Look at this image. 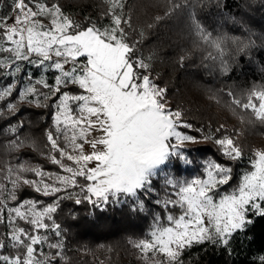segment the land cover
I'll use <instances>...</instances> for the list:
<instances>
[{
	"label": "snow or ice",
	"instance_id": "6c2138e0",
	"mask_svg": "<svg viewBox=\"0 0 264 264\" xmlns=\"http://www.w3.org/2000/svg\"><path fill=\"white\" fill-rule=\"evenodd\" d=\"M107 2L108 26L81 27L58 3L0 0V8H10L0 15V40L9 45H0V79L11 78L0 86V102H5L0 119L18 113L19 104L7 100L14 93L29 106L51 108L47 155L66 173H45L27 161L6 169L0 180V225L5 228L0 231V264H57L65 233L54 214L65 199L99 208L128 203L130 211L139 213L148 205L159 206L164 215L154 216L151 239L136 247L143 254H162L160 264H183V251L205 242L229 250L234 233L251 226L255 217L264 218V150L254 154L251 169L228 193L218 190L229 184L233 170L215 160L203 162L206 178L181 179L172 171L192 163L185 144L199 141L180 130L191 124L183 121L180 110L168 106L167 89L155 83L147 74L149 65L135 55L136 42H129L126 30L131 17L123 13V0ZM210 5L222 8L223 0H180L171 4L170 12L187 11L198 43L212 49L208 57L219 60L226 73L231 65L225 57L248 55L257 47L255 33L242 19L229 16L247 36L214 35L200 18ZM43 17H50V24L45 25ZM229 95L264 123V85L248 90L243 99ZM24 124L19 120L8 125L10 152L28 146L39 150L29 136L21 135ZM93 132L101 134L88 139ZM84 142L92 149L88 153ZM215 143L230 161L244 155L231 137ZM64 159L74 163L65 165ZM29 173L40 179L27 178ZM25 186L54 197L53 203L20 200Z\"/></svg>",
	"mask_w": 264,
	"mask_h": 264
},
{
	"label": "trees",
	"instance_id": "16d2710c",
	"mask_svg": "<svg viewBox=\"0 0 264 264\" xmlns=\"http://www.w3.org/2000/svg\"><path fill=\"white\" fill-rule=\"evenodd\" d=\"M7 2L10 4L11 0ZM47 2L58 3L63 13L81 27L90 23L97 26L110 24L107 0ZM123 2V13L131 17V27L126 30L129 42H136L135 55L149 65L146 71L155 83L167 89L168 106L180 110L183 121L191 124L190 128L182 127L181 130L199 141L185 145L192 163L182 165L178 172L174 168L172 171L181 179L205 176L203 162L215 160L233 170L232 180L221 186L219 193L234 189L242 174L251 169L254 154L259 149L264 150V123H260L250 109L235 105L229 95L232 93L243 99L248 90L264 85V0H223L222 8L210 5L200 13L202 23L214 35L226 32L231 36H247L239 24L228 19L229 16L242 19L255 33L252 38L257 47L248 55L241 54L234 59L225 57L231 65V70L226 73L221 71L219 60L208 57L212 49L198 43L187 11L181 8L170 12L171 4L180 0ZM6 12H10V8H0V15ZM33 72L34 75L37 73L35 69ZM10 79H0V86L8 84ZM7 100L19 104V111L14 116L0 119V180L4 179L8 167L24 161L42 170L60 169L47 155L46 131L53 126L51 108L29 106L19 101L15 93ZM4 103L0 102V105ZM19 120L25 122L21 135L29 136L30 143L35 141L39 150L32 146L18 152L8 150V141L13 136L6 129ZM205 136L211 138L204 139ZM224 137L233 138L241 147L244 155L240 160L230 161L223 156L215 140ZM79 183L84 184V179L80 178ZM75 191L79 192V188ZM19 199H35L47 205L55 198L25 186L19 192ZM176 212L178 214L179 210ZM158 213L164 215L159 206L152 205L139 213L130 211L128 203L99 208L87 202L76 205L73 199L62 200L54 214L65 233L57 264H160L152 252L143 254L136 247L141 240L151 238L154 216ZM162 223L167 222L162 219ZM0 231H5L3 225H0ZM228 249L205 242L185 249L181 259L183 264H264L260 259L264 257V218L255 217L251 226L234 233Z\"/></svg>",
	"mask_w": 264,
	"mask_h": 264
},
{
	"label": "rangeland",
	"instance_id": "374dc122",
	"mask_svg": "<svg viewBox=\"0 0 264 264\" xmlns=\"http://www.w3.org/2000/svg\"><path fill=\"white\" fill-rule=\"evenodd\" d=\"M43 19V23L45 24V25H48V24H50V17H43L42 18ZM9 23H11V21H9ZM0 45H3V46H5V47H8L9 45H8V43L6 42V41H3V40H0ZM26 67L27 68H32V66L30 65H26ZM7 71V70H6ZM37 77H38V75H39V73L37 72L36 74H35ZM181 130V129H180ZM182 131V130H181ZM186 134H188V135H191V134H189L188 132H185ZM101 133H99V132H93V133H91L90 134V136L88 137V139H92V138H94V137H98L99 135H100ZM193 136V135H192ZM190 144H193V143H186L185 145H190ZM99 147V146H98ZM70 151H71V149H69ZM92 149H91V147H90V145L87 143V142H84V151H85V153H88V152H90ZM259 150H261V149H259ZM258 150V151H259ZM73 154L75 155L76 153L75 152H73ZM64 163H65V165H70V164H73L74 162H72V161H68L67 159H64ZM89 166H93L92 164H90ZM34 167V166H33ZM35 168H37V169H39L38 167H35ZM43 171L45 172V173H53V174H55V173H61V174H66V173H63L62 172V170L61 169H58V170H55V169H49V170H47V169H43ZM27 178H29V179H34V180H39L40 179V177H37V176H34V175H31V176H26ZM200 177H205L206 178V174H205V176H199V177H194V178H200ZM194 178H191V179H194ZM187 180H190V179H187ZM233 190V189H232ZM232 190H230V191H227V190H224V191H221V194H223V193H228V192H231ZM151 239V238H150ZM153 254H154V256H155V258H156V260L157 261H163V259H161L162 257H163V255L162 254H159V253H155V252H152Z\"/></svg>",
	"mask_w": 264,
	"mask_h": 264
}]
</instances>
